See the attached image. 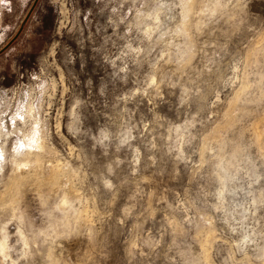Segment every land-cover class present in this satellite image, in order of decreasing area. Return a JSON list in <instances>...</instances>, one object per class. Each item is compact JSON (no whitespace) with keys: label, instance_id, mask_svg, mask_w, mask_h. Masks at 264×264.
Wrapping results in <instances>:
<instances>
[{"label":"clouds","instance_id":"clouds-1","mask_svg":"<svg viewBox=\"0 0 264 264\" xmlns=\"http://www.w3.org/2000/svg\"><path fill=\"white\" fill-rule=\"evenodd\" d=\"M150 18L159 35L124 69L135 91L113 82L92 109L72 102V165L5 181V197L26 185L32 264H264V0H170ZM233 183L249 197L243 227Z\"/></svg>","mask_w":264,"mask_h":264},{"label":"rangeland","instance_id":"rangeland-1","mask_svg":"<svg viewBox=\"0 0 264 264\" xmlns=\"http://www.w3.org/2000/svg\"><path fill=\"white\" fill-rule=\"evenodd\" d=\"M33 1L0 0V244L5 247L4 252L0 250V264H32L35 260L34 246L27 233L17 228L30 211L26 185L16 183V193L5 197V181L23 178L37 168L72 165L80 145L66 133L70 124L75 128L81 123L84 111L74 112L72 102L83 101L92 109L105 89L111 92L113 82L124 84L127 80L120 95H126L129 88L135 91L132 84L135 77L129 79L124 69H131L132 61L140 59L133 50H143L161 31L150 18L154 4L170 3V0H37L18 33ZM168 12L167 7H162L157 15L163 18ZM145 29H149L148 35ZM45 44L46 58H42L43 63L39 60L36 63L34 50ZM49 77L56 84L54 95L48 86ZM73 93L78 94L74 100L64 99L72 98ZM99 102L103 105V97ZM127 106H132L131 101ZM53 135L63 142L64 151L56 149L59 155L49 154ZM231 187L237 189L235 196H231ZM252 188H258V184ZM230 198L234 220L246 226L251 211L246 204L249 197L233 183L224 196L226 202ZM5 204L6 214L2 211Z\"/></svg>","mask_w":264,"mask_h":264},{"label":"water","instance_id":"water-1","mask_svg":"<svg viewBox=\"0 0 264 264\" xmlns=\"http://www.w3.org/2000/svg\"><path fill=\"white\" fill-rule=\"evenodd\" d=\"M36 1H37V0H34V1H33L32 6L30 7V9H29V11L27 12L26 16H25V17L23 18V20L21 21L20 26H19L18 33L20 32V30L22 29L23 25L25 24V22H26V20H27V17H28V15H29V13H30L32 7H33L34 4L36 3ZM18 33H17V34H18ZM17 34H16L14 37H16Z\"/></svg>","mask_w":264,"mask_h":264},{"label":"bare ground","instance_id":"bare-ground-1","mask_svg":"<svg viewBox=\"0 0 264 264\" xmlns=\"http://www.w3.org/2000/svg\"><path fill=\"white\" fill-rule=\"evenodd\" d=\"M14 198H15V197H14ZM0 248H1L0 250H1L2 252H4L3 249H4L5 247H4V245H3L2 243L0 244ZM3 256H4V254H3Z\"/></svg>","mask_w":264,"mask_h":264},{"label":"trees","instance_id":"trees-1","mask_svg":"<svg viewBox=\"0 0 264 264\" xmlns=\"http://www.w3.org/2000/svg\"><path fill=\"white\" fill-rule=\"evenodd\" d=\"M14 39H15V38H14ZM14 39H13V40H14Z\"/></svg>","mask_w":264,"mask_h":264}]
</instances>
